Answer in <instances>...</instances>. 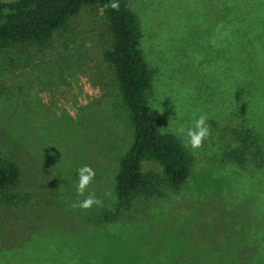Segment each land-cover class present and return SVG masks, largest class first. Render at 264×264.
Returning a JSON list of instances; mask_svg holds the SVG:
<instances>
[{
    "label": "rangeland",
    "instance_id": "rangeland-1",
    "mask_svg": "<svg viewBox=\"0 0 264 264\" xmlns=\"http://www.w3.org/2000/svg\"><path fill=\"white\" fill-rule=\"evenodd\" d=\"M125 2L161 131L203 114L210 134L187 149L181 187L113 217L133 124L104 58L103 8L83 5L41 44L0 49V155L20 169L12 202L0 195V264H264V0ZM242 134L255 139L245 160L225 159ZM84 164L95 173L85 196L101 201L88 209L76 194Z\"/></svg>",
    "mask_w": 264,
    "mask_h": 264
},
{
    "label": "trees",
    "instance_id": "trees-1",
    "mask_svg": "<svg viewBox=\"0 0 264 264\" xmlns=\"http://www.w3.org/2000/svg\"><path fill=\"white\" fill-rule=\"evenodd\" d=\"M113 2L118 8H113ZM87 4L99 5L107 17L112 35L111 49L104 58L114 67L122 99L133 124L132 143L120 159L114 178L116 203L112 216L132 205L135 197L164 195V189H178L191 173L193 159L179 139L161 131V119L150 109L146 96L152 71L139 45L136 16L125 0H0V49L14 43L41 44ZM243 146L224 152L227 160L241 163L255 139L238 137ZM19 167L0 155V195L12 202L9 190L18 182Z\"/></svg>",
    "mask_w": 264,
    "mask_h": 264
},
{
    "label": "clouds",
    "instance_id": "clouds-1",
    "mask_svg": "<svg viewBox=\"0 0 264 264\" xmlns=\"http://www.w3.org/2000/svg\"><path fill=\"white\" fill-rule=\"evenodd\" d=\"M111 6L113 8H118V3L113 2ZM207 120L208 117L201 114L188 126L184 124L178 125L174 129L173 134L181 140L184 148L196 150L210 134V128ZM76 175L78 176L76 194L78 196H85V191L93 180L95 173L90 166L84 164L76 169ZM100 203L101 201L96 198L94 194L89 193L82 201L79 202V207L88 209L94 204L99 205Z\"/></svg>",
    "mask_w": 264,
    "mask_h": 264
}]
</instances>
